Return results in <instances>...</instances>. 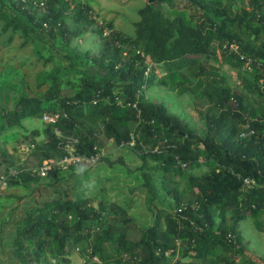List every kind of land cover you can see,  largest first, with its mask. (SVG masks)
I'll return each mask as SVG.
<instances>
[{
    "label": "trees",
    "instance_id": "16d2710c",
    "mask_svg": "<svg viewBox=\"0 0 264 264\" xmlns=\"http://www.w3.org/2000/svg\"><path fill=\"white\" fill-rule=\"evenodd\" d=\"M154 3L165 6L168 15ZM246 6L248 10L232 12L230 5L223 7L216 0H149L137 10L138 20L129 39L111 32L109 23L107 36L97 26L88 31L95 22L86 0L73 5L70 29L63 22L67 0H0V20H6L1 32L10 29L30 42L34 38L67 42L69 35L87 32L100 40L97 56L67 55L64 69L56 68L44 76L39 84L47 87L40 98L23 95L11 107H0V134L23 120L57 114L40 133L42 155L48 162L53 155L60 156L59 146L67 137L76 139V152L85 156L97 152L98 133L118 148L132 138L131 150L137 151L142 164L154 163L152 170L161 173L159 184L169 186L166 192L172 195L176 210L175 216L159 210L138 239L129 240L123 231L110 234V211L102 205L93 210L81 199H53L17 222L12 254L21 264H39L45 255L66 258L67 246L78 248L85 241L90 244L83 264H171L175 242L184 243L182 257L192 254L197 264H233L223 254H241L238 222L249 218L254 228L264 231V220L259 223L264 213V105L258 110L249 107L245 95L227 89L217 68L205 63L209 58L217 64L228 61L239 71L248 59L254 77L253 82L244 80L243 87L264 98V86H257L264 79V1L247 0ZM231 42L237 45L241 59L216 51ZM125 47L130 53L121 59ZM35 55L44 64L51 61L37 50ZM183 69L184 75L180 73ZM70 71L79 73L76 89L69 97H59L61 79ZM159 75L167 76L179 95L189 93L196 99L200 109L196 113L206 130L202 139L162 103L143 99L141 91L166 85L156 79ZM242 115L252 119L248 122L252 133L240 138ZM200 167L206 173H191ZM182 176L186 189L180 192L173 178ZM242 178H252L256 184L247 188ZM10 180L26 184L36 178L17 172ZM119 213L118 227L131 223ZM67 215L70 225L63 220ZM162 216L164 230L159 222ZM226 234L232 239L226 240ZM22 235L35 238V249L28 258L21 251ZM167 251L170 253L164 256ZM92 257L98 263L91 262Z\"/></svg>",
    "mask_w": 264,
    "mask_h": 264
},
{
    "label": "rangeland",
    "instance_id": "374dc122",
    "mask_svg": "<svg viewBox=\"0 0 264 264\" xmlns=\"http://www.w3.org/2000/svg\"><path fill=\"white\" fill-rule=\"evenodd\" d=\"M86 1L90 5L95 22L88 31L94 30L97 26L108 32L109 23L111 32L131 39L133 24L138 20L137 10L149 0ZM216 1L223 7L230 5L232 12L248 10L247 0ZM75 2L79 0H67L68 7L63 16V22L68 29L72 27L70 14ZM154 7L158 8L163 15H168L165 6L154 3ZM37 9L40 10L39 13H42V7ZM21 19L26 24L29 23L23 17ZM5 21V19L0 20V107L2 108L11 107L13 101L19 96L40 98L47 85L39 84V81L56 68L64 69L67 66L65 56H72L73 53H88L89 56L99 54L100 40L97 34L87 32L80 36L69 35L67 42H53L46 38L42 41L34 38L30 42L24 41L17 32L12 33L10 29L1 32ZM33 23L31 22L30 25ZM9 37L10 41L7 42ZM35 50L44 57L49 56L51 61L44 64L35 55ZM129 53L128 48H123L121 59H126ZM226 58L229 59V57ZM71 60L75 61V59ZM205 63L217 68V73L224 80L223 84L227 89L244 94L249 107L258 110L264 105V98L261 99L256 93L252 94L243 87L245 81L253 82L252 72L242 69L238 71L228 61L217 64L209 58ZM180 73L184 75L186 70H180ZM78 76L77 71H70L61 79L59 97H69L73 94ZM159 78L164 80L166 85L155 84L141 91L143 99L162 103L169 114L185 122L193 134L202 139L206 130L202 118H199L196 113L200 111L196 108V99L189 93L181 95L176 93L171 88L167 76L162 75ZM44 125L40 119H27L21 121L19 126L0 134V264H21L12 254L13 239L16 229L19 228L17 222L31 209L40 208L53 199L60 201L68 199L72 202L81 199L93 210H97L99 205H102L110 211L108 215L112 230L110 234L123 231L129 240H137L140 232L152 224L154 215L159 210L164 214L175 216L173 197L166 192L169 186L159 184L162 178L161 173L153 172L154 163L150 161L142 164L137 151L127 147L118 148L98 133L96 147L100 160L94 166L87 169L57 168L55 162L58 160V154L53 155L50 162L42 155L43 139L40 133ZM45 161L50 165L48 173L44 177H36L35 171ZM17 172L27 173L36 180L26 184L10 183V179H13ZM191 173L201 175L206 173V168L200 167ZM173 180L178 191L182 192L186 189L185 176L175 177ZM120 211L124 213L125 219L131 221L130 224L118 227L119 219L122 218ZM63 220L67 225L72 222L69 215ZM263 220L264 213H261L259 223L261 224ZM159 222L161 229L164 230L163 216ZM260 230L254 228L249 218L238 222V247L241 254H235L233 251L230 254H223L227 261L233 260V264H262L264 231ZM21 239V251L28 258L35 249V238L28 240L25 235H22ZM89 244L90 241H85L78 248L73 249L67 246L66 250L69 254L66 258L45 255L39 264H83L89 252ZM175 248L171 264L174 261L197 264L191 258L192 254L182 257V250L186 249L184 243H178ZM64 259L67 263L63 262Z\"/></svg>",
    "mask_w": 264,
    "mask_h": 264
},
{
    "label": "built area",
    "instance_id": "2783aa9c",
    "mask_svg": "<svg viewBox=\"0 0 264 264\" xmlns=\"http://www.w3.org/2000/svg\"><path fill=\"white\" fill-rule=\"evenodd\" d=\"M21 1H23V0H21ZM108 34H109V31L107 32L106 29L102 30L103 36H107ZM237 49H238L237 45L234 42H231L229 44L223 43L220 47H217L216 51L218 53L224 52L227 54L236 55V56H239V58L241 59L242 56L239 55V52ZM253 62L257 66V62L255 60H253ZM249 63H250V61L248 59H246L244 64L242 65L241 69L243 71H250ZM147 72H148V69L144 72V76L147 75ZM257 86L259 88H262L264 86V79L259 80L257 82ZM57 117H58L57 114H54V115L43 114L41 116L40 120L44 124H49V123H53ZM241 119H242V123L240 124L239 137L243 138V137L252 133L250 128H249V125H248V122L251 121L252 119H250L247 115H242ZM54 134L56 136H59V134L56 130H54ZM76 144H77L76 139H74L72 137L64 138V142L61 143L59 146L60 156L58 157L57 162H55V166L57 168L76 167L79 169H87L89 167L94 166L100 160V155L98 153V150L94 155H91V156L80 155L76 152V146H75ZM133 146H134V142H133L132 138L130 139V141L128 143L119 145V147H127L130 149H132ZM140 147L142 150H144V147H142V146H140ZM49 169H50V165L47 163V161H45L35 171L34 174L36 177H44L48 173ZM241 182H242L243 186H245L247 188L252 187L253 185L256 184L255 180L252 178H242ZM4 184L5 183L3 182V185ZM224 238L229 241L232 239V236L229 234H226ZM177 246H178V242H175V247H177ZM169 253H170V251L165 252L164 256H168ZM90 260L93 263H98L97 259L94 257H92Z\"/></svg>",
    "mask_w": 264,
    "mask_h": 264
},
{
    "label": "crops",
    "instance_id": "0c3cea01",
    "mask_svg": "<svg viewBox=\"0 0 264 264\" xmlns=\"http://www.w3.org/2000/svg\"><path fill=\"white\" fill-rule=\"evenodd\" d=\"M219 71V70H218ZM160 76H162V75H159L156 79H158ZM160 79V78H159ZM154 86V85H153Z\"/></svg>",
    "mask_w": 264,
    "mask_h": 264
}]
</instances>
